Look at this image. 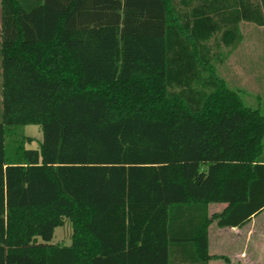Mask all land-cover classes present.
<instances>
[{"label": "trees", "instance_id": "trees-1", "mask_svg": "<svg viewBox=\"0 0 264 264\" xmlns=\"http://www.w3.org/2000/svg\"><path fill=\"white\" fill-rule=\"evenodd\" d=\"M244 22L264 0H1L0 264L216 258L264 210V112L216 65Z\"/></svg>", "mask_w": 264, "mask_h": 264}, {"label": "rangeland", "instance_id": "rangeland-1", "mask_svg": "<svg viewBox=\"0 0 264 264\" xmlns=\"http://www.w3.org/2000/svg\"><path fill=\"white\" fill-rule=\"evenodd\" d=\"M242 32L244 38L241 46L229 56V59H226L223 63H216L217 71L232 88L239 87L242 90L248 105L255 108L259 107L264 112V27L244 22L242 24ZM241 64H243L246 72L244 74ZM233 67H236L235 70L239 72L238 79L234 78ZM1 80L2 76L0 74ZM2 99L3 96L0 92V121L2 120ZM24 133L31 138V141L26 144L28 148H40L44 139L43 129L40 125H26ZM72 230L70 222H67L65 226L56 228L55 242L70 244L72 242Z\"/></svg>", "mask_w": 264, "mask_h": 264}, {"label": "crops", "instance_id": "crops-1", "mask_svg": "<svg viewBox=\"0 0 264 264\" xmlns=\"http://www.w3.org/2000/svg\"><path fill=\"white\" fill-rule=\"evenodd\" d=\"M241 68L243 74L246 73L243 64ZM235 69L236 67H233L234 78L238 79L239 72ZM1 83L2 80L0 81V92L2 93ZM262 160L264 163V151ZM228 206L227 202H213L209 205V214L213 216L222 213ZM209 251L212 256L216 257L209 264H264V210L254 215L247 223L238 226H219L217 220L213 221L209 227Z\"/></svg>", "mask_w": 264, "mask_h": 264}]
</instances>
